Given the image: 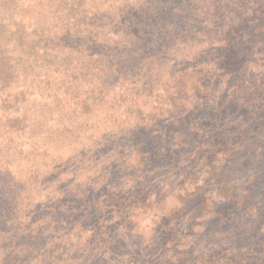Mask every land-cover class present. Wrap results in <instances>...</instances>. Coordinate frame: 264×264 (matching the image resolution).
I'll return each instance as SVG.
<instances>
[{
  "label": "rangeland",
  "instance_id": "1",
  "mask_svg": "<svg viewBox=\"0 0 264 264\" xmlns=\"http://www.w3.org/2000/svg\"><path fill=\"white\" fill-rule=\"evenodd\" d=\"M88 2L109 13L76 31L58 0H0V264H264V129L257 145H234L216 179L198 149L233 126L236 116L216 126L212 113L230 83L264 75V19L242 32L237 56L205 34L153 41L145 21L128 34L124 0ZM131 13L128 28L143 16ZM195 72L194 104L154 116L163 87L179 96ZM204 176L221 196L196 208ZM229 183L243 203L221 191Z\"/></svg>",
  "mask_w": 264,
  "mask_h": 264
},
{
  "label": "trees",
  "instance_id": "2",
  "mask_svg": "<svg viewBox=\"0 0 264 264\" xmlns=\"http://www.w3.org/2000/svg\"><path fill=\"white\" fill-rule=\"evenodd\" d=\"M100 1L105 4L107 2L114 3L116 0ZM124 1L127 5L119 15L120 19L123 20L121 29L128 34H141L140 31L144 29L145 25L140 23V21H145L150 23L151 30H149L148 33H151L150 36L153 37V41L156 40L159 42L162 39L168 40L171 36L180 40H185L183 42L194 44L199 42V39L201 42V34H205L208 36L210 42L225 46L233 43L231 54L237 53V56L244 46V42H242L243 38L238 39L242 35V32L251 24L264 19V0H139L140 3H137L139 6L132 5L136 0H132V3L130 0ZM174 3L178 4L172 5ZM148 4H155L156 7L150 10L147 7ZM58 5L63 7V12L67 11L69 18L72 17L74 19V22L77 24V28H74L76 31L88 29L91 20H95V17L98 16L95 15V13H103V15L109 13L107 9H104L103 12L97 7L91 11L90 2H88V0H58ZM130 5H132V11L128 12ZM134 10L137 11V14L140 13L143 16L135 19L133 27L128 28L129 22L135 18V15L131 13L134 12ZM149 11L150 13L144 16L147 14L146 12ZM112 14L114 15V13ZM180 17H184L185 20L180 19ZM102 19L104 20L105 16H103ZM82 24L83 27L81 26ZM197 25H200L203 30L200 31L195 28ZM260 52L262 55L264 54L262 50ZM222 54L225 53L223 52ZM230 55L226 56L230 61L222 64L223 66L234 63L235 60ZM245 62L246 59H239L237 65L242 67L241 64H245ZM223 66L219 67L217 71H221ZM188 70L189 68L185 70L184 73L189 72ZM195 73L197 76L192 78L191 84L184 85V89L179 96H169V89L163 87L165 94H159L156 104V107H158L160 111L159 113L153 114L154 116L158 114H174L194 104V97H197L202 91L201 72ZM232 75L233 70L221 77L223 79H229ZM228 90L229 97H226L221 105L212 108L214 117L213 124L215 123V125L218 126L219 123H223V121L224 124H226V120H229L232 116H236L232 120V128L229 129L225 126L223 130L218 129L211 139L204 140L198 146V149L202 150L200 155L202 162L205 164L206 170L210 168V177L214 179L217 178L216 171L219 168V164L227 158H234V145L240 143H246L247 147L257 145L255 141L259 139V136L256 132L264 129V75L258 73L256 75H247L242 79L237 78L234 84L233 82L230 83ZM212 92L213 89H210L209 98L212 99L213 104L217 105V96ZM258 112L260 113V120L262 122L259 120L255 122ZM23 117L24 118L20 119L17 116L11 120L21 122L26 119V116ZM248 120L257 123L255 130H247L244 128V124ZM12 121L10 122L12 123ZM136 153L139 164L147 162L149 157L147 158L144 156L146 151L140 145L137 146ZM201 181L202 183L198 187V190H202L203 192L200 193L199 204L196 208H198V206L200 207V204L204 201H210L211 197L221 196L219 189L214 190L210 187H204L206 182H208L207 180L205 181V176L203 178L201 177ZM189 182L190 179L185 182L187 183L184 190L185 192L179 194L178 197L187 196L186 193H188L187 187L190 184ZM221 191L233 193L227 196L235 198L239 203L244 202V199L237 198L236 190H233L230 183L228 186H223ZM196 192L192 191V195H195ZM138 193L139 196H144V193L150 192H147V190L145 191L144 188H140ZM208 193H211V195ZM224 198L226 199V197ZM147 200L151 202L150 196H147L146 201ZM162 201H165V199H162ZM155 204L160 206V200ZM205 264L216 263L206 261Z\"/></svg>",
  "mask_w": 264,
  "mask_h": 264
}]
</instances>
